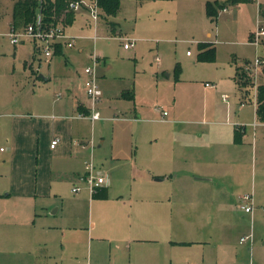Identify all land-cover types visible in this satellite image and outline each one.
I'll return each instance as SVG.
<instances>
[{"label":"rangeland","instance_id":"rangeland-1","mask_svg":"<svg viewBox=\"0 0 264 264\" xmlns=\"http://www.w3.org/2000/svg\"><path fill=\"white\" fill-rule=\"evenodd\" d=\"M84 1L79 8H72L75 16L72 24L64 25L69 26L66 29L69 35L78 37L76 45L63 47L62 53H54L49 64L34 55V41L25 39L13 45L0 34V88L3 87L2 91L9 96L10 113H28L36 109L35 102L30 101L38 95L57 99L61 92L60 98H63L68 84L81 83L84 68L92 66L93 55L97 56L95 67L102 91L98 104L101 115L122 118L114 122L97 120L87 127L94 165L108 180L106 197L92 199L99 210H110L122 204V196L124 211H128L129 192L144 193L135 179L152 175L156 163L151 147L158 135L169 133L178 138L185 130L211 129L230 134V127L223 125L231 121L227 111L240 102L247 106L243 121L254 120L257 125L246 128L250 132L254 128L259 134L264 133V122L253 115V84L243 85L234 78L236 67L252 62L256 55L264 61V38L258 47L248 44L258 25L264 27V18L257 11L259 4L260 9L264 8V0L237 4L229 0L214 1L218 13L213 18L206 14V0H121L115 16L99 17L95 30L88 10L91 1ZM225 4L226 10H220ZM11 6V0H0L4 13L0 32L9 28ZM208 32L210 37H207ZM125 38L133 40L132 47L123 48ZM206 40L212 42L214 56L199 59L198 42ZM39 54L42 56L41 51ZM262 73L259 72L255 79L252 77L250 82L264 84ZM40 74H48L50 78L44 80ZM223 94L228 96L227 100H223ZM23 102L25 106L19 108ZM160 110L167 112L166 120L161 119ZM0 147L5 150L2 156L6 158L7 143L2 141ZM211 149L214 151L216 147ZM112 150L118 158L110 161ZM36 158V153L32 157L25 152L19 153L15 164L21 168L36 162ZM254 162L250 145L248 172L244 163L242 185L236 187L239 194L252 192ZM3 165H0V173L6 179L11 165L8 160ZM172 185L177 187L174 182ZM70 187L60 183L59 195L69 200L74 196ZM230 189V185H226L215 193L206 186L194 195L172 199L174 206L180 203L181 213L187 220L185 236L204 242L186 249L193 250L196 260H202L201 264H220L218 244L223 234H228L224 222L227 223L228 215L232 214L229 213L232 199L227 193ZM84 193L81 190L77 196ZM81 225H86V220H82ZM236 238L233 233L230 241L236 244L235 253L239 259L230 264H264V245L260 240H254L249 250L247 245L238 244ZM106 255V250L100 251L93 264H100ZM227 255L233 257L232 253Z\"/></svg>","mask_w":264,"mask_h":264},{"label":"crops","instance_id":"crops-1","mask_svg":"<svg viewBox=\"0 0 264 264\" xmlns=\"http://www.w3.org/2000/svg\"><path fill=\"white\" fill-rule=\"evenodd\" d=\"M223 7L226 8V4L220 10ZM214 9L217 17L216 6ZM259 9L260 4L258 15ZM74 19L75 16L72 22ZM2 20L4 13L0 22ZM97 23L98 20L93 22L94 30ZM63 27L65 31L68 28ZM8 30L0 34L8 38ZM207 37H210L209 32ZM77 40L76 36L73 46ZM202 42L212 46L207 40L198 43ZM248 44L253 45L250 40ZM63 47H66L63 43L58 44L53 53H62ZM33 50L39 61L51 62L52 58L46 61L38 55L40 49L35 43ZM32 58L34 60L35 56ZM242 69L243 65L236 67L237 71ZM39 76L44 80L50 78L48 74ZM68 85L63 98H60V91L57 99H47L36 93L38 96L30 101L35 102L36 109L28 113H10L9 96L2 91L3 87L0 88V143H7V159L3 158L5 150L0 147V165L6 160L11 165L8 178L0 173V264H93L102 250H106L107 255L100 264H201L202 260H196L194 251L186 249L196 248L204 242L185 236L187 220L181 213L180 203L174 206L172 199L194 195L206 186L215 193L226 185L231 188L227 193L232 199L229 212L232 214L228 215L227 223L224 222L228 234H223L218 244L220 264L239 259L235 253L236 244L230 241L233 233H236L237 243L247 245L249 250L254 240H260L264 245V133L259 134L252 127L250 132L246 128L247 125L254 127L256 122L243 121L247 107L243 102L227 111L231 121L223 125L230 127V134L211 129L185 130L178 138L169 133L158 135L151 147V156L156 163L152 175L135 179L144 193L129 192L131 196L126 198L130 204L128 211H124L122 196V204L114 205L110 210H99L92 199L106 197L105 184L96 188L99 196H93L88 185L78 179L84 172L83 161L92 158L93 145L91 147L87 127L97 120L114 122L122 118L104 117L101 112L97 120L76 117L79 112L87 111L88 98L82 81ZM25 104L21 103L19 108ZM160 111L161 119L166 120L167 112L163 116L165 110ZM254 113L256 116V104ZM54 138L58 142L51 147ZM250 145L255 159L251 177L254 209L247 213L239 208L241 194L236 187L242 185L244 163L248 172ZM24 152L28 157L36 153V162L19 168L15 160ZM115 156L112 150L110 161L118 158ZM173 182L177 187H173ZM60 183L71 187L77 184L81 189L69 201L58 193ZM81 190L85 193L77 196ZM82 220H86V225H81ZM251 229L252 242L240 243V237ZM228 252L233 254L232 258L228 257ZM183 253L184 258L180 257Z\"/></svg>","mask_w":264,"mask_h":264},{"label":"built area","instance_id":"built-area-1","mask_svg":"<svg viewBox=\"0 0 264 264\" xmlns=\"http://www.w3.org/2000/svg\"><path fill=\"white\" fill-rule=\"evenodd\" d=\"M85 1L84 0H74V2L70 3V8L77 9L79 8ZM223 10L226 8L223 7ZM90 16L94 23L98 20V7L96 5V1L93 0L89 5ZM260 14V12H259ZM258 23V22H257ZM6 35L9 38V41L13 45L19 44L23 39H30L34 41L35 45L40 49L42 53V57L49 61L55 49V46L63 43L66 47H71L75 43V36L69 35L64 27L61 24L56 25H46L42 22L41 17L38 15L35 20L26 26L23 27H14L12 24L10 25L9 30L6 32ZM95 37V36H94ZM264 38V27L259 26L256 28L253 33L250 42L258 47L262 44V39ZM134 44L133 40L126 39L123 42V48L128 49L132 47ZM190 52L187 51V54ZM97 60V56L93 55V65L85 67L83 70L84 78L82 80V88L83 91L88 98V108L86 112H79L76 117L84 118L87 117L90 120H97L100 118V111L98 104L101 99L102 91L98 84V78L96 75L95 63ZM264 66V61L259 55H256L252 62L247 63L243 66V71L246 72L253 79L257 78L258 73L262 72V67ZM256 82V81H255ZM254 87V104H256V94H257V84L252 83ZM206 86H210L209 83H205ZM223 100H227L228 96L226 94L222 95ZM166 111H162V115L164 116ZM58 142L57 138H54L50 146L53 147ZM83 170L84 172L78 177L79 181L85 182L88 185V188L91 191H94L101 184H106L107 179L103 176V174L96 170L94 162L92 158H87L83 161ZM81 187L77 184H74L71 187V192L73 194L77 193ZM239 208L244 212L252 213L254 209L253 196L252 193L246 192L239 196L238 201ZM264 209V208H263ZM251 228H252V220H251ZM253 239L252 229L248 234H245L240 237L239 242H249L251 243Z\"/></svg>","mask_w":264,"mask_h":264},{"label":"trees","instance_id":"trees-1","mask_svg":"<svg viewBox=\"0 0 264 264\" xmlns=\"http://www.w3.org/2000/svg\"><path fill=\"white\" fill-rule=\"evenodd\" d=\"M11 10V24L14 27H23L33 22L39 15L42 22L46 25L61 24L62 26L68 25L74 18L73 10L70 8V3L74 0H12ZM93 1V0H89ZM99 10L98 18H106L115 16L119 9L121 0H95ZM144 1V0H137ZM231 3L245 2L248 0H229ZM206 13L210 17L215 14L213 3L207 1ZM260 14L264 18V8L259 9ZM58 48V45L55 47ZM198 58L199 59H212L214 56V47L207 45L205 42L198 43ZM264 74V66H263ZM235 80L241 82L243 85L252 84L250 77L243 70L235 71ZM256 117L264 122V84L257 85L256 94ZM93 192V196H99L97 189Z\"/></svg>","mask_w":264,"mask_h":264}]
</instances>
